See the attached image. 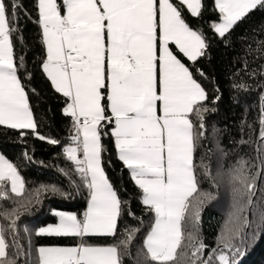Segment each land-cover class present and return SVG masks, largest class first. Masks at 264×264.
<instances>
[{
	"label": "snow or ice",
	"instance_id": "snow-or-ice-1",
	"mask_svg": "<svg viewBox=\"0 0 264 264\" xmlns=\"http://www.w3.org/2000/svg\"><path fill=\"white\" fill-rule=\"evenodd\" d=\"M35 6L46 57L42 71L65 98L62 114L71 120L62 154L73 167L59 169L69 190L41 184L29 193L18 167L0 154V202L11 201L7 208L0 203V220L9 222L0 225V264H19L18 221L25 214L43 198L70 199L81 190L87 193L82 213L53 209L58 222L35 232L78 238L79 243L39 246L38 264H138L141 256L144 264H240L249 245L264 235V63L259 71L249 70L243 60L233 74L239 81L232 84L237 92H250L253 86L241 71L249 79L260 77L255 127L245 111L234 142L235 147L254 145L255 155L239 156L226 168L228 153L217 144L220 159L213 173L211 150L197 162L205 117L217 111L208 106L209 93L201 82L207 75L197 67L208 56L209 42L202 29L188 22L202 17L203 0H37ZM257 9H264V0H214L219 13V22L211 24L214 35L228 46L232 31ZM21 15L31 18L20 0H0V126L20 130L22 143L30 130L34 138L60 146V140L38 131L19 75L25 58L17 61L13 37L23 44ZM256 51L264 60V41ZM214 91L213 106L223 95L218 85ZM109 127L116 158L141 193L144 215H150L147 222L131 201L121 199L106 172L103 137ZM23 156L32 160L27 151ZM222 184L231 210L215 244L208 245L202 214L219 199ZM7 235L17 249L11 256ZM91 238L115 242L96 245L88 242Z\"/></svg>",
	"mask_w": 264,
	"mask_h": 264
},
{
	"label": "trees",
	"instance_id": "trees-1",
	"mask_svg": "<svg viewBox=\"0 0 264 264\" xmlns=\"http://www.w3.org/2000/svg\"><path fill=\"white\" fill-rule=\"evenodd\" d=\"M31 14V18L23 15L20 17L19 27L23 34V44L18 37H13L14 53L18 58L23 55L25 67L20 70L22 82L26 85L29 93L30 106L32 108L38 131L45 136H50L61 141L60 146H52L46 142L34 138L30 130L29 135L21 142L20 130H12L6 126H0V154L7 160L15 164L25 181L27 192L39 187L41 184H55L58 187L68 189V182L60 173L59 169L72 170L73 165L67 161L62 154V147L68 143L67 137L71 126V120L62 114L65 107V98L56 93L51 87L50 81L42 71V62L45 57V48L41 42V29L34 21L37 18V0H20ZM62 0H58L61 3ZM205 9L201 18L189 17L188 22L195 29H202L208 39V56L200 59L197 67L203 69L207 79L202 80L204 87L209 93V107H216L215 113H208L205 117L206 135L201 141L197 151V162L199 158L210 151L213 160V173L216 171V162L220 159L217 151L219 144L228 156L224 158L225 167H231L234 159L239 156L253 157L255 155L253 146L235 147L234 142L239 140V127L241 117L246 111V120L255 127L260 107V89L258 84L260 77L249 79L243 71L240 75L244 80L253 86L250 92H237L232 88L234 82L239 81V77L234 76V72L240 67L243 60L248 61L249 70L257 69L264 63L261 60V53L256 51L258 43L264 41V9L254 10L242 23L232 31L228 37L229 44L225 46L221 40L214 35L211 27L213 22H219V13L214 10V0H203ZM30 74L31 78L27 76ZM218 85L222 92V99L217 105L211 104V98L215 95L214 86ZM35 90V93L32 92ZM109 135L103 137V144L106 149L105 168L106 172L119 190L122 200L131 201L132 208L137 216L144 215L143 206L140 204V191L134 186L130 179V174L122 163L116 158L114 139L110 136V127L107 129ZM249 129L245 127L244 136L247 138ZM253 140L256 133H252ZM27 151L32 156V160L24 159L23 153ZM111 160L109 166L107 161ZM207 188V182L202 184ZM264 188V183L260 185ZM219 199L206 207L202 214V235L208 245L215 244V238L223 227L230 209V198L226 194L222 184L219 188ZM260 195V194H258ZM87 193L81 190L80 193L73 192L70 199H63L59 196H48L43 198V203L34 208L31 214H25L18 221V243L21 245V255L19 264H38L37 248L39 246H75L79 243L78 238L71 237H48L36 236L35 232L40 227L55 224L57 217L51 214L53 209L82 213L86 207ZM4 207H10L11 201L0 202ZM144 220H150V215H144ZM130 225L136 221L127 220ZM8 221L0 220V225H6ZM25 228L28 229L25 232ZM9 248L6 249L9 255L16 253L11 235L6 236ZM91 244L106 245L114 243L110 239L91 238ZM132 247V252H137V245ZM138 264H144L143 257H137ZM125 264L128 261L125 260ZM240 264H264V235L259 240L251 243L247 248L246 255Z\"/></svg>",
	"mask_w": 264,
	"mask_h": 264
},
{
	"label": "crops",
	"instance_id": "crops-1",
	"mask_svg": "<svg viewBox=\"0 0 264 264\" xmlns=\"http://www.w3.org/2000/svg\"><path fill=\"white\" fill-rule=\"evenodd\" d=\"M9 187H10V186H9ZM57 222H58V218H57ZM57 222H56V223H57ZM56 223H55V224H56ZM46 226H47V225H46ZM44 227H45V226H44Z\"/></svg>",
	"mask_w": 264,
	"mask_h": 264
}]
</instances>
